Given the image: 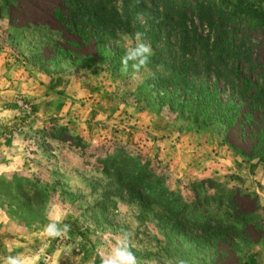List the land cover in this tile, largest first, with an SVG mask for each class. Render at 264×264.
<instances>
[{"label":"rangeland","instance_id":"obj_1","mask_svg":"<svg viewBox=\"0 0 264 264\" xmlns=\"http://www.w3.org/2000/svg\"><path fill=\"white\" fill-rule=\"evenodd\" d=\"M61 2L15 0L0 14V264L17 261L18 248L31 259L40 253L36 264H103L118 240L137 264H189L165 239L169 214L159 204L189 203L193 185L206 180L235 192L242 213L258 209L264 226V156L244 159L224 145L219 125L194 118L188 88L167 83L173 49L162 55L164 44L143 37L152 54L139 74L131 61L126 72L121 64L135 34L108 43L97 61L67 59L48 47L70 39L52 19ZM249 37L262 66L263 34ZM71 50L94 55L93 45ZM227 138L249 151L238 130ZM140 172L167 192L157 202L159 193L147 198L133 183ZM263 245L244 264H264Z\"/></svg>","mask_w":264,"mask_h":264},{"label":"trees","instance_id":"obj_2","mask_svg":"<svg viewBox=\"0 0 264 264\" xmlns=\"http://www.w3.org/2000/svg\"><path fill=\"white\" fill-rule=\"evenodd\" d=\"M12 6L15 0H2L0 14ZM52 19L70 39L58 38L48 47L74 61H97L108 43L123 36L136 32L154 36L168 49L159 48L162 55L173 49V81L167 83L179 86V92L188 88L183 95L194 118L219 125L226 135L224 145L244 159L264 156V64L257 66L252 50L257 45L249 37L254 32L264 37V0H62L52 10ZM150 43L156 47L155 41ZM92 45L93 56L79 57L71 50ZM217 83L229 94L228 102L215 90ZM234 130L249 151L231 146L227 136ZM137 175L133 183L147 198L159 193L157 202L167 193L152 181L145 182L142 172ZM191 193L189 203L171 197L159 204L169 214L164 237L174 255L189 264H244L264 239L258 209L242 213L235 192L211 180L195 183ZM212 206L235 217L212 215Z\"/></svg>","mask_w":264,"mask_h":264},{"label":"clouds","instance_id":"obj_3","mask_svg":"<svg viewBox=\"0 0 264 264\" xmlns=\"http://www.w3.org/2000/svg\"><path fill=\"white\" fill-rule=\"evenodd\" d=\"M142 38L143 33H135V45L129 47L122 57V71L128 70L129 61L132 62L131 67L134 74H139L141 69L147 66L152 49L150 44L143 42ZM8 264H16V262L9 258ZM103 264H137V260L128 244L118 240L116 244L112 245L110 253L103 260Z\"/></svg>","mask_w":264,"mask_h":264},{"label":"crops","instance_id":"obj_4","mask_svg":"<svg viewBox=\"0 0 264 264\" xmlns=\"http://www.w3.org/2000/svg\"><path fill=\"white\" fill-rule=\"evenodd\" d=\"M1 94H0V98H1ZM261 162V161H260ZM262 162H264V161H262ZM36 230V233H37V235H40L43 231V228L42 229H35ZM35 230H33V232L35 231ZM1 243V242H0ZM23 246V245H22ZM263 251H264V245H263V249H262ZM17 252H18V255L16 256L17 258H18V260L17 261H15L16 262V264H36V261L35 260H37L38 258H40V253H35V256H33L34 258L33 259H31V256H27V255H24V251H22L21 250V248H20V250H19V248H18V250H17ZM260 256H261V254L260 253H258V255H256V261L257 262H259L258 261V259L260 258ZM263 259H264V254H263ZM264 261V260H263ZM6 264V263H5Z\"/></svg>","mask_w":264,"mask_h":264}]
</instances>
